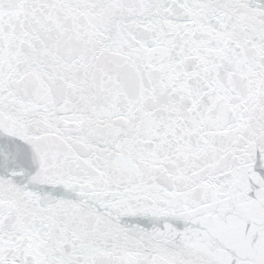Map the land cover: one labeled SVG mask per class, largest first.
I'll return each instance as SVG.
<instances>
[{
	"label": "snow or ice",
	"instance_id": "snow-or-ice-1",
	"mask_svg": "<svg viewBox=\"0 0 264 264\" xmlns=\"http://www.w3.org/2000/svg\"><path fill=\"white\" fill-rule=\"evenodd\" d=\"M0 264H264V0H0Z\"/></svg>",
	"mask_w": 264,
	"mask_h": 264
}]
</instances>
